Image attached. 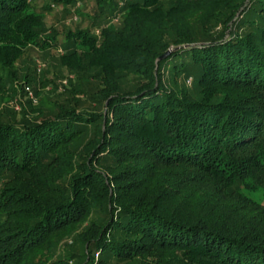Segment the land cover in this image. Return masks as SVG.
<instances>
[{"label": "trees", "instance_id": "1", "mask_svg": "<svg viewBox=\"0 0 264 264\" xmlns=\"http://www.w3.org/2000/svg\"><path fill=\"white\" fill-rule=\"evenodd\" d=\"M45 1L0 0L8 70L57 47ZM54 1L119 16L62 43L104 109L0 122V264H64L78 227L77 264H264V0Z\"/></svg>", "mask_w": 264, "mask_h": 264}, {"label": "rangeland", "instance_id": "2", "mask_svg": "<svg viewBox=\"0 0 264 264\" xmlns=\"http://www.w3.org/2000/svg\"><path fill=\"white\" fill-rule=\"evenodd\" d=\"M44 5H49V9L38 31L43 38L57 36V47L29 48L17 59L11 71L0 64V122L20 120L24 111L38 107L45 113L55 112L62 105L76 106L90 112H102L104 109L95 93L94 70L86 64L82 65L84 70L78 73L75 69H69L62 60L66 55L62 43L64 34L70 30L90 29L92 34L99 36V27L103 22L119 24L118 14L109 15L108 20L96 11L90 1L62 5L47 0ZM89 135H92V130L87 131V137ZM250 195L264 203L261 193ZM97 215L101 219L104 217L98 210L91 218ZM81 228L60 237L54 259H63L64 264L84 261L82 247L77 242Z\"/></svg>", "mask_w": 264, "mask_h": 264}, {"label": "water", "instance_id": "3", "mask_svg": "<svg viewBox=\"0 0 264 264\" xmlns=\"http://www.w3.org/2000/svg\"><path fill=\"white\" fill-rule=\"evenodd\" d=\"M170 52H171V49L167 50V52H166L164 55H162V56L159 58V60L165 58L166 56H168V54H169Z\"/></svg>", "mask_w": 264, "mask_h": 264}]
</instances>
